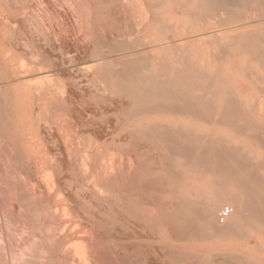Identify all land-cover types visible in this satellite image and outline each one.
<instances>
[{
  "label": "bare ground",
  "instance_id": "1",
  "mask_svg": "<svg viewBox=\"0 0 264 264\" xmlns=\"http://www.w3.org/2000/svg\"><path fill=\"white\" fill-rule=\"evenodd\" d=\"M32 1L0 0V6L8 8L10 2L17 4L14 16L18 17ZM45 1L40 3L45 5ZM133 1L142 6L136 5V16L131 17L135 18L137 26L146 30L149 38L143 43L138 40L140 42L132 45H119L117 40L106 38L105 30L123 35L132 29L125 7L128 9ZM48 6L50 4L46 8ZM59 7L60 20L53 19L60 24L58 28H65L68 10L74 15V23L82 25L86 19L83 27L93 62L88 64L89 69L83 68L81 72L88 71V81L93 84L94 93L90 95L97 106L96 113L100 105L106 108L107 117L100 115L102 122L91 114L96 119L90 140L96 164V193L93 195L95 189L88 190L93 201H83V198L80 201L78 193L87 192L85 181L82 189L77 186L81 185L77 178L82 174L79 176L78 170L66 169L79 181L74 188L76 193L77 187L86 190H79L76 196L72 194L74 189L71 192L73 198L80 199L77 202H81L79 207L83 211L76 215L77 224L73 227L50 232L46 228L50 227L52 213L50 216L39 214L37 204L41 203L35 199L34 187L27 185L29 182L23 183L22 178V183L16 180L14 175H19L20 170L17 173L14 170V175L13 168L0 170V264H264V164L251 159L252 155H259V148H264V141L259 144V135L264 133V95L255 104L248 94L240 92L242 84L250 90L256 89L257 83L264 86V0H62ZM144 11H151V16L147 17ZM172 11L179 14L171 16ZM220 11L226 16L222 17ZM25 20L13 21H16L18 35L29 34L28 29L25 30L29 23ZM48 23L50 28H55L56 24L50 19ZM11 34L14 36V31ZM32 39L27 44H32L31 52L38 58L35 55L42 54L41 48L33 42L39 39L34 38L33 42ZM217 56L222 57H219L222 62H215ZM42 60H37L39 68H49V63ZM85 75L83 79H87ZM59 99L56 103H61V97ZM104 111L99 112L104 114ZM5 123L0 116V137L8 136V131L7 136L2 132L6 131ZM99 123L103 125L102 130ZM227 123H231L229 128ZM233 124L244 126L238 128ZM240 130L254 134L259 131L258 140L253 141ZM89 152L88 157L85 156L87 161H91ZM13 165L16 168L17 162ZM70 176L69 180L65 179L68 184L74 182ZM91 177H88L90 181ZM64 182L58 183L64 186ZM70 197L68 195V199ZM71 201L72 205L76 202ZM223 203L231 205L232 213L225 224H218L216 213ZM78 209L76 213L80 214ZM235 235L247 243V249L253 251L251 255L220 247L224 237ZM16 240L22 245L20 253L14 248L18 246ZM213 243H219V247L209 250Z\"/></svg>",
  "mask_w": 264,
  "mask_h": 264
},
{
  "label": "rangeland",
  "instance_id": "2",
  "mask_svg": "<svg viewBox=\"0 0 264 264\" xmlns=\"http://www.w3.org/2000/svg\"><path fill=\"white\" fill-rule=\"evenodd\" d=\"M31 1L32 0H30V2ZM33 1H32L31 4L30 3H27V4L28 5L30 4L29 5L30 8L33 6V4H36V7L37 8L34 5L33 8H35V9L31 8L33 11L31 9L30 10H27L29 8V6L27 5V7H25L24 10H23L24 12L23 13L20 12V14H23V15L21 16L20 14H18L19 15L18 17L17 16H14L15 15L14 14V12H15L14 9L17 8L16 7L17 4H13V2H10L9 5H11L12 7L11 6H8V8H3L2 6H0V80L2 82H4L2 84V82L0 81V92H1V94H0V100L2 99V101H0V105L2 104V106L0 108V109H2V111L0 110V116L3 118L4 121L6 120V123L5 124L7 125V126L5 125L6 126L5 127V130L6 131H2V132H3V134L6 135V133L8 131V133H7L8 136L7 135L6 136L9 138V140H8L7 137H4V135H2L4 138H6V140H8L7 143H6V140H4V138L2 136H1L2 138L0 137L1 138L0 139V161H1L0 162V165L2 164L0 166V170H2V169L5 170V169H11V168H13V169H11V170H13L12 171L13 175L16 174L20 170L18 172L19 175H17V176L14 175L16 177V180L18 179L17 181L18 182H21V183H22V180H23V183L29 182V184L27 183V185H29L30 187L31 186L34 187V188L31 187V188L33 189L34 194L38 197V198L36 197L35 199H38L39 202L41 203V204L38 203L39 205L37 204V206L40 207V209L38 208L39 209L38 212H40L39 214L40 215L42 214V215L50 216L51 215L50 213H52V217L54 218L53 219L51 217L52 219H51V222H50V227H47L46 230L47 231L49 230L50 232H52V230H53V232L57 233L61 228H64L66 226H67V228L68 227H73L75 224H77V222H76V215L77 216L78 215H81V213H82L81 211H83V210H81L82 208L79 207V205H80L79 203H81V202L78 203L77 202L78 200L81 199L80 201H82L84 199L83 201H89V200L91 202L93 201V199L91 198L92 196L90 195V192L89 191L93 192L94 190L92 191V189H95V192H93V195L96 193V188L94 186L95 185V175H96V172H95L96 171L95 170V168H96L95 165L96 164H95V160L92 158V155H91L93 153V149H91V141H92V139H91V131L94 130V126L96 125V122H95L96 119L95 118L96 117L98 118V122H102V120H100V119H102V118H100V115L106 116L107 114L105 112L106 111V108L101 107L102 105H100V107L103 108V109H101L99 107L98 110L99 111H102V112L105 110L104 111L105 113L104 114L103 113L101 114V112H99V111H98V114L96 113L97 112L96 111L97 106L94 104L95 101L92 100L93 99V96L90 95V93L94 89L93 84L91 83L90 80L88 81L89 77H88V74L86 73L88 71H86V70L84 71L86 75L82 73L83 72V68L84 69H89V68H87L88 67V64L93 62V61H91V58L89 57L90 54L88 52V50H90L89 49L90 48L89 47L90 46L89 45L90 44L89 38L86 35V31H84L85 28L83 27V26H85V20L86 19L85 18L83 19L82 25H78L77 22L76 23L73 22V18H74L73 16L74 15L71 12L69 13V10H68V11H66V15H67L66 20L67 21L64 24L65 28H63V29L62 28H58V27H60L59 26L60 24H57L54 20H56V21L57 20H60V18L58 17V16H60V11H58L57 8L60 9L59 4L62 3V0H59V1L58 0L57 1L54 0V3H53L52 0H49V1L48 0H46V1L45 0H33ZM44 1L46 2L45 3L46 6L49 5V4H50V6H48L46 8L45 5H42L40 3V2H44ZM133 3H134V1H133ZM54 5H58V7L56 6L57 8H53ZM136 5H141V4H139V2H135L134 4L131 3L128 6L129 7L128 9H127V7H125L126 8V11L129 10V11H127L129 13H126V11H125V16H126V18L127 17L129 18V19H127L128 22H130V20H131L130 23L133 24V25H132V29L130 31H133V32H130V31L129 32H126L128 35H126V33H123V35H124V37H123V35L116 34L115 31H112V30L111 31L110 30L107 31V30H105V32H106L105 34H107L106 36H108V37H106L107 39L108 38H112L113 41L114 40H117L116 43H118V44L120 43L119 45H121L123 43H127V44L132 45V44H135L136 42H140V41L143 43V40H145V39L147 40V38H149L147 36L146 30H144L143 28H141L139 25L137 26L136 25L135 18H132L131 17L132 15L136 16V13L134 11V9L136 8ZM40 7L41 8L43 7L44 9H41ZM50 7H52L53 9L50 8ZM19 9L22 10V8H19ZM37 9H38V11L36 12L35 10H37ZM39 9H41L40 10L41 11L40 13H39ZM47 9H49V10H47ZM43 10H45V11H43ZM27 12H29V13H27ZM33 12L34 13L36 12L35 13L36 16L34 15ZM55 12L58 15H56ZM175 12L176 11H172L170 15L171 16H174V15H178L179 14L177 12H176L177 13L176 14ZM30 13H31V16H29ZM32 13H33V15H32ZM41 13H43V14L41 15ZM11 14H13V16ZM24 14L26 15V18L24 17L25 16ZM27 14H29V15H27ZM46 14H48L49 16L46 15ZM52 14H55L58 18L55 17V15L52 16ZM144 14L147 17H149V16H151L150 14H152V13H151V11H144ZM219 14L220 15L222 14V17L223 16L224 17L226 16L225 12H223V11H220ZM127 15H129V16H127ZM32 16H35V17H32ZM42 16H44V17H42ZM45 16H47V17H45ZM48 17H50V18H48ZM11 18H13L14 20H23V18H24V20L26 19L25 21L27 22V24L28 23L29 24H28V26L26 25V29L25 30L28 29L27 31L29 32L30 35L28 33L23 34L22 36L21 35H18L15 32L17 30V27L15 25L16 24L15 23L16 21L13 23L14 20L13 19L11 20ZM39 18H41V19H39ZM49 19H50L51 23L53 22L54 25L55 24L58 25V26L55 25V28L56 29L54 27L53 28L52 27L50 28V26H49L50 24L48 23ZM30 20H32V21H30ZM35 20H36V22H35ZM40 20H41V22H39ZM28 21H30V22H28ZM31 22H33V23H31ZM13 24L15 26H13ZM34 25H35V27L32 28V26H34ZM37 25H38V27H37ZM75 25H76V27H75ZM133 26L135 27V29H133ZM57 29H58V31H57ZM41 30H42V32H41ZM43 30L44 31L46 30L45 33H44ZM62 30H63V33L61 32ZM13 31H14V36H12L13 34H11V33H13ZM55 31H57V33ZM59 32H61L62 34H58ZM134 32H135V34H134ZM43 33H44V35H43ZM37 34H38V36H37ZM28 35H29V37H32L33 38V39L30 38V40L32 39V42H33L34 38L35 39H39V40H36V41L34 40L33 45L36 44V42H37V46L36 47H38V45H39L38 48L39 49L41 48L40 51L42 52V54L47 53V54H44L43 55L45 57V58L43 57V60H42V54L41 55H35V56H38V58L37 57H34V55L32 53L33 52L32 51L33 47H31L32 44H31V46H29L30 44H27V42L28 43H31V41L29 40ZM116 35H118V36H116ZM136 36H137V38H136ZM20 37H22V38H20ZM119 39L121 40L120 42H119ZM22 40L23 41L26 40V41L25 42H22ZM65 40H66V42H65ZM84 40H85V42H84ZM87 40H88V42H87ZM109 40H111V39H109ZM138 40H140V41H138ZM122 41H124V42H122ZM144 42H146V41H144ZM24 43H26L28 46L25 47L26 44H24ZM85 44H86V47H85ZM150 44H152V43H150ZM80 46H81V48H80ZM29 49H30V51H29ZM27 52H31L32 54L31 53H27ZM29 54H30V56L32 55L33 57L32 56L30 57ZM84 57H85L86 60L84 59ZM217 57H216L217 60H215V62L216 61H217L216 63L222 62V60H221L222 57H220V56H217ZM31 58H32L33 61L31 60ZM33 58H35V59H33ZM70 58H71V60H70ZM36 59L38 61L39 60L40 61L41 60L42 61L45 60L43 63H49V66L50 67L49 68H46L44 66V68H39L41 66L39 64H37L38 62H37ZM74 59L76 60V62H75ZM72 61H73V64H72ZM63 62H65V63H63ZM55 64H57V65L55 66ZM221 66H222V63H221ZM36 67H37V70H35ZM51 68H52V70H51ZM80 68L82 70H80ZM32 69H34L35 71L32 70ZM45 69H48L49 71L48 70H45ZM28 72H29V74H28ZM55 73H57V74H55ZM82 75L83 76L85 75V77L87 76L86 77L87 79H85V78L83 79ZM75 76H76V79H75ZM261 76H262V73H261ZM52 78H53V80H52ZM263 78H264V76H263ZM235 80H237V82H238V76H236ZM86 81H88V83H86ZM78 82H80V83H78ZM72 83H74V84H72ZM62 84H64V85L61 87ZM79 84L80 85L82 84V85L80 86ZM257 84H259V86L256 85L255 86L256 89H251L250 90V89H248L246 87L245 84H242V86L240 88V92L241 93L248 94L250 96V100L253 103H255V104H257V102H259L260 99L264 95V88H263L264 86L262 87L260 85L261 83H257ZM77 85L80 86V87H78ZM82 86L85 89H83ZM49 87L52 90H50ZM87 88H89V89H87ZM100 89H101V86H99V90ZM85 90H86V92L88 93L89 96L87 95V93L85 92ZM4 91H6V92H4ZM82 91H84V93ZM101 91L102 90H100V93H101ZM80 92L83 95H81ZM52 93H53L54 96H55V93L57 94L55 96L57 99L54 98V100L55 99L56 100H60L59 98L61 97V99H62V101L64 103L61 104L62 101H61V103L59 102L60 104L59 103H56V100H55V102H53L54 100L53 101H50V98H53L54 97V96L51 95ZM93 93L94 92H92L91 94H93ZM85 95H86V97H85ZM84 101H86V102H84ZM46 103L47 104L50 103V104L47 105ZM53 103H54L55 106L52 105ZM61 105H62V107H61ZM56 109H58V110H56ZM61 111L63 113L62 115H61ZM95 113H96V115H95ZM42 114H44V116ZM41 115H42V117H41ZM91 117H92V119H91ZM54 119H55V121H54ZM66 121H68L69 123L66 122ZM92 122L94 123V125H93ZM89 123H92V125L89 124ZM99 124H100L99 125V128H101L100 130H102L103 129V125H102V123H99ZM228 124L230 125L231 123H227V126L229 128V125ZM237 125H238V128H242V126H244L242 124H241V126L239 124H237ZM237 125H234L233 124V126H236V127H237ZM89 126H92V127H89ZM222 127L227 128L225 125H223ZM50 130H51V132H50ZM73 131L76 132V133H78L79 136L81 135L83 137L77 136L78 134L76 135ZM81 131H84V132H81ZM85 132L86 133H89V134H86ZM240 132H243L242 134H244V132H245L246 135L251 136L253 138V141L255 139L258 140L257 134L259 135V131H258V133L255 132V134L253 132H250V131H247V130L246 131L240 130ZM260 132H262V131H260ZM72 133H74V134H72ZM51 136H52V138H51ZM259 136H261L260 137V140L261 141L259 140L260 141L259 144H263V141L264 140H262V139H264V133L262 132ZM75 138L78 139L79 141L76 140ZM257 140L255 142H257ZM3 141H4L5 144L3 143ZM62 142H63V144H62ZM78 142L79 143L81 142L80 144L82 146ZM25 145H28V146L30 145V147H27L26 148ZM6 146H7V148H6ZM90 150L92 152H89ZM99 150L102 151L103 148L100 147ZM263 151H264V148H259V151H258L259 155H252L253 157H251V159L255 163L257 162V163H263L264 164V160H263V158H264V152ZM88 152H89V158L91 159V161L89 160L90 162L87 161L86 158H85L86 154H87V157H88ZM83 154H84V156H83ZM53 155H55V156L53 157ZM90 155H91V157H90ZM66 156H67V158H66ZM245 157H247V155H245ZM11 159H12V161L15 160L17 162V165H16V168L17 169L14 168L15 166L13 165V163L16 164V162L15 161L12 162ZM54 160L59 161V162L58 163L55 162V164H54ZM92 160H93V162H92ZM84 161H86L85 164H83ZM69 162H70V165H69ZM62 163L64 165H62ZM75 164L77 165V167H76ZM89 164L91 165V167L93 168V170H91L92 168L89 167ZM92 164H93V166H92ZM60 166H62L63 168H61ZM74 166H75V168H73ZM81 167L83 169H80ZM84 167H86L88 170L86 168H84ZM68 168L71 169V170H69V172H71L72 170H75V171L78 170V174L81 173L82 176H84L83 177L84 180H83V178H82V180L80 179L82 176L80 178H77L76 176L75 177L70 176L69 175V172L66 171V169H68ZM62 169H64V170H62ZM14 170H15L16 173L14 172ZM55 170H56V172H55ZM90 171L92 172V175H91V172ZM23 172H24V175L22 174ZM28 173L30 174V176H29ZM66 173L68 174V176H70V179L72 178V180L74 181V182L69 181V184L72 182V185H74L73 187L71 186V184L69 185L66 182V180L69 178L66 175ZM81 174H79V176ZM88 174H89V176H92L93 177V179L91 177L92 181H90V178H88L89 177ZM93 174H94V176H93ZM85 175L87 176L86 178H85ZM26 176L27 177L29 176V178H27ZM21 178H22V180H21ZM54 178H56V179H54ZM73 178H77L78 180H80L81 185L78 184L79 181H77V180L75 181V179H73ZM27 179H30V180H27ZM39 179L41 181H39ZM53 179H54V181H53ZM61 179L63 181H65L63 183L65 187L66 186L67 187L68 186L69 187L71 186L72 188H69V187L67 188L66 187L68 189L67 190L63 185H60V183L63 182V181H61ZM85 179H87V180H85ZM0 180L2 181L1 178H0ZM84 181H85V183H84ZM87 181H88V184H87ZM93 181H94V183H92L93 185H91V182H93ZM58 182H60V183H58ZM76 182H78L77 183L78 184L77 186H81V189L84 186L83 183L85 184L84 187L87 190V192H86V190L84 188H83L84 190H81L79 187H77L82 192H86V193H84L85 195L83 193L79 192V190H78L79 193L77 192L78 193V195H77V193L75 191L77 189H74L76 187ZM30 184H32V185H30ZM37 186H38L39 189H37ZM50 186L52 188H50ZM40 187H43L44 189L46 188L45 191H44L43 188H42L43 190L41 189V191H40ZM61 187L65 188V190H64L65 193L62 190L63 188L61 189ZM89 187H91V188H89ZM47 188L50 189L51 191H49ZM38 190L40 192H38ZM66 190H67V193H68L69 190H71V191H69V193L67 194L66 193ZM72 190H73V192L75 191V193H73ZM49 192H51V193H49ZM71 192L75 196L77 195L78 198H79V196H81L80 199H77L76 200L75 197L73 198L74 195L71 196ZM40 193H41V195H40ZM88 193H89V195H88ZM44 194H46V195L48 194V196H46ZM82 194L84 195V197L82 196ZM68 195H69V197L71 196L70 198H72V199H70V198L68 199ZM42 196H43V198H41ZM58 196H60V198ZM44 197H45V199H44ZM85 197H86V200H85ZM41 200H43L45 202L43 203ZM70 200H74L73 202L76 201L74 203V205H77L78 204V206L72 205L73 203H72V201L70 202ZM67 202H68V204H67ZM224 205L231 206L228 203H223L222 206H224ZM222 206L221 205L219 206L216 214H218V211H219V209ZM77 207L80 209V214L79 213H76L77 212V209H78ZM216 218L218 220L217 215H216ZM228 218L229 217H227L223 222H218V224H225L227 222V219ZM58 223L60 225H58ZM36 237H37V235H36ZM211 241H214V240H211ZM17 242H18V240H16V243ZM218 244L213 243V246L210 247L209 250H216L217 247H219ZM16 245H18L16 247H14L17 250L16 253H18V252L20 253L19 250L22 248L21 247L22 245H21L20 241ZM36 246H38V245L35 244V247ZM58 246L60 247L61 245H58ZM220 247H225V248H228V249H233L238 254L239 253L240 254L241 253H247V254H250L251 255L253 253V251H250L249 249H247V243L244 240H240L238 238V235H235V237H230V238L224 237L222 243H220ZM245 250L246 251L249 250V251L246 252ZM243 251H245V252H243Z\"/></svg>",
  "mask_w": 264,
  "mask_h": 264
},
{
  "label": "built area",
  "instance_id": "3",
  "mask_svg": "<svg viewBox=\"0 0 264 264\" xmlns=\"http://www.w3.org/2000/svg\"><path fill=\"white\" fill-rule=\"evenodd\" d=\"M232 213V207L228 205L222 206L217 214L219 222H223Z\"/></svg>",
  "mask_w": 264,
  "mask_h": 264
},
{
  "label": "crops",
  "instance_id": "4",
  "mask_svg": "<svg viewBox=\"0 0 264 264\" xmlns=\"http://www.w3.org/2000/svg\"><path fill=\"white\" fill-rule=\"evenodd\" d=\"M25 146H26V148H27V147H30V145H29V146H28V145H25Z\"/></svg>",
  "mask_w": 264,
  "mask_h": 264
}]
</instances>
